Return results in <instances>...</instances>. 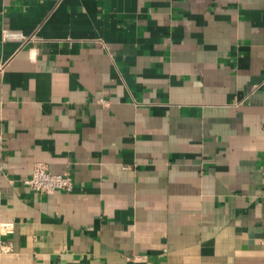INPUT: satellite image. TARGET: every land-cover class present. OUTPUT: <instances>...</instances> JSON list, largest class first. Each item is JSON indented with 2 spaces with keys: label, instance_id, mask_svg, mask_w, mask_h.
<instances>
[{
  "label": "crops",
  "instance_id": "obj_1",
  "mask_svg": "<svg viewBox=\"0 0 264 264\" xmlns=\"http://www.w3.org/2000/svg\"><path fill=\"white\" fill-rule=\"evenodd\" d=\"M0 264H264V0H0Z\"/></svg>",
  "mask_w": 264,
  "mask_h": 264
},
{
  "label": "built area",
  "instance_id": "obj_2",
  "mask_svg": "<svg viewBox=\"0 0 264 264\" xmlns=\"http://www.w3.org/2000/svg\"><path fill=\"white\" fill-rule=\"evenodd\" d=\"M6 38L25 39L21 33L5 32ZM24 183L33 191L45 194H53L64 191L70 192L74 189L73 179L69 175L52 174L43 164H36L31 176ZM14 229L13 224H1L3 233H10Z\"/></svg>",
  "mask_w": 264,
  "mask_h": 264
}]
</instances>
